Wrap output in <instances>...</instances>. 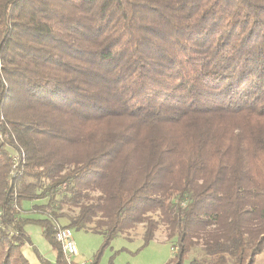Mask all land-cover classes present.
Returning <instances> with one entry per match:
<instances>
[{
  "label": "trees",
  "instance_id": "1",
  "mask_svg": "<svg viewBox=\"0 0 264 264\" xmlns=\"http://www.w3.org/2000/svg\"><path fill=\"white\" fill-rule=\"evenodd\" d=\"M0 133V264H30V222L67 264L57 228L95 219L105 246L162 224L166 264H255L264 0H0ZM42 199L78 212L27 219Z\"/></svg>",
  "mask_w": 264,
  "mask_h": 264
},
{
  "label": "rangeland",
  "instance_id": "2",
  "mask_svg": "<svg viewBox=\"0 0 264 264\" xmlns=\"http://www.w3.org/2000/svg\"><path fill=\"white\" fill-rule=\"evenodd\" d=\"M34 206L39 213L25 214L27 219L36 221L55 214L58 216L60 226H65L69 218L78 212V208L70 202L48 205V200L42 199L22 204L25 211ZM153 217L156 219L157 216L153 215ZM95 220L87 230L71 229L78 252L75 257L78 264H90L93 260H96L97 264H166L176 252L174 240L166 239L165 228L162 224L158 226L154 240L146 246H142L144 224L136 225L105 246L103 234L94 231ZM25 231L29 236L30 244L24 246L23 255L28 262L30 264L39 263L38 254L54 263L55 252L42 236L39 225L36 222H30L25 226ZM183 264H189L188 260L186 259ZM255 264H264V252L257 257Z\"/></svg>",
  "mask_w": 264,
  "mask_h": 264
},
{
  "label": "built area",
  "instance_id": "3",
  "mask_svg": "<svg viewBox=\"0 0 264 264\" xmlns=\"http://www.w3.org/2000/svg\"><path fill=\"white\" fill-rule=\"evenodd\" d=\"M6 136L0 133V141H2ZM23 156V153L21 154ZM12 168H15L17 162V155L14 153L12 155ZM54 240L59 244L62 250V254L65 258L67 264H78L75 262V257L78 255L76 245L72 238L71 229L66 227H58L55 234Z\"/></svg>",
  "mask_w": 264,
  "mask_h": 264
},
{
  "label": "crops",
  "instance_id": "4",
  "mask_svg": "<svg viewBox=\"0 0 264 264\" xmlns=\"http://www.w3.org/2000/svg\"><path fill=\"white\" fill-rule=\"evenodd\" d=\"M76 259V258H75ZM75 262H76V260H75ZM35 264V263H34ZM37 264H39V263H37Z\"/></svg>",
  "mask_w": 264,
  "mask_h": 264
}]
</instances>
